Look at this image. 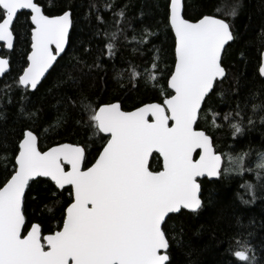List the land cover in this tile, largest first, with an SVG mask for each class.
I'll return each mask as SVG.
<instances>
[{
  "label": "snow or ice",
  "instance_id": "snow-or-ice-1",
  "mask_svg": "<svg viewBox=\"0 0 264 264\" xmlns=\"http://www.w3.org/2000/svg\"><path fill=\"white\" fill-rule=\"evenodd\" d=\"M128 7L114 13V18L127 20ZM189 7L187 0H165L161 23L174 34L173 64L159 69L156 49L148 79L156 82L164 71L168 73L167 87L160 86L158 101L141 102L125 110L121 100L78 97L88 115L84 124L91 132V144L59 142L42 148L34 127L20 131L11 146V166L0 174V264H172V244L181 242L169 235L168 221L185 210L198 214L213 203L211 194L205 196L206 179L254 171L259 183L245 182L243 187L253 196L242 202L252 203L257 191L264 193V152L259 153L255 167L249 168L245 158L250 153H221L213 137L198 127L204 106L230 76L224 58L241 38L234 19L240 0H234L231 11L223 16L217 7L211 14L193 17ZM25 10L29 15L20 30L17 21ZM58 12L51 14L41 0H0V47L14 51L17 36L30 37V48L21 53L22 67L16 78L26 91L38 90L46 74L60 65L62 54L74 43L77 18L72 7L65 5ZM95 20L98 25L106 23L100 15H95ZM127 27H132L131 22ZM90 28L92 37L101 35L98 26ZM119 32V27L114 32L103 31L108 42L97 45L95 54L91 47L83 48L84 54L92 56L93 62L85 65L88 73L76 65L73 69L88 75L93 67H103V56L113 59ZM143 33L142 43H150L149 37L157 35L148 28ZM240 55L244 58L245 53ZM80 63L84 65L82 60ZM10 64V54L0 55V75ZM139 75L133 70V78ZM257 76L264 78V51L257 61ZM68 79L80 84L71 73ZM66 99L73 105L78 102L72 97ZM256 107L259 105L254 104L253 109ZM243 111L238 103L235 113H226L223 119L240 117ZM212 116L213 127H220L216 123L220 113L213 112ZM260 119L264 122V116ZM246 122L254 127L251 117ZM243 124L244 120L230 123L233 136L244 132ZM93 137L100 141L98 146ZM224 156L227 163L222 165ZM154 157L162 162L158 169L152 167ZM44 183L52 197L63 196L70 189L67 201H54L66 207L60 210L55 230L47 232L46 220L56 216L33 222L28 212L30 200L38 199L33 193H38V186ZM254 253L248 241L238 242L236 250L230 244L225 249L229 259L223 264H247L255 260Z\"/></svg>",
  "mask_w": 264,
  "mask_h": 264
},
{
  "label": "trees",
  "instance_id": "trees-1",
  "mask_svg": "<svg viewBox=\"0 0 264 264\" xmlns=\"http://www.w3.org/2000/svg\"><path fill=\"white\" fill-rule=\"evenodd\" d=\"M51 14H59L58 9L65 5L72 7L77 18L73 30V45L62 54L63 60L42 84L38 90L29 91L16 83L22 67L21 53L30 48V37L17 36L15 50H1L2 56L10 54L11 64L9 71L0 78V174L6 166H11V146L19 138L20 131L25 127H34L40 136L42 148L59 142H81L89 140L90 130L85 126L88 115L79 103L78 97H87L90 100H121L125 110L140 106V103L158 101L160 86L167 87V71L153 82L148 79L151 72L153 56L159 49V69L163 70L173 64L174 35L168 32L161 21L165 0H41ZM189 15L199 17L211 14L219 7L221 15L231 11L234 0H187ZM105 4H114L112 8H105ZM92 5L96 8L93 9ZM125 5L127 20H121L113 14ZM143 12V16L140 13ZM28 12L19 15L17 28L23 30ZM95 15L103 16L106 23L98 25ZM235 24L241 33V38L229 49L224 58L230 76L217 88L211 101L204 106L198 127L205 129L213 137L215 148L221 153H250L246 159V166L254 168L259 153L264 152V78L257 76V61L264 49V0H240L238 15ZM116 20L120 23L117 25ZM131 22L132 27H127ZM91 27H99L101 35L92 37ZM117 27L122 32L117 33V53L109 60L103 56L104 65L101 68L93 67L91 73L82 75L73 69L91 64L92 56L83 53V48L91 47L93 54L97 45L103 46L108 38L103 31L114 32ZM148 28L157 32L156 36L149 37V42H141L143 29ZM135 29V31H133ZM136 39L133 40L132 37ZM91 37V45L89 39ZM83 41V43H81ZM135 49V51H133ZM106 51V50H105ZM245 53L241 58V52ZM73 57H79V60ZM84 62L81 65L80 61ZM133 70L140 73L133 78ZM79 79L80 84H74L68 79V74ZM239 81V86H237ZM80 87L81 91H76ZM22 97H26L22 99ZM66 97L77 99L76 105L71 104ZM244 111L240 117L224 120L226 113H235L237 104ZM259 105L253 109V105ZM23 108V111H21ZM220 113L216 123L220 127H213L212 113ZM35 113L34 116H30ZM251 117L254 127L247 126L246 118ZM80 121L78 124L77 121ZM238 120H244V132L233 136L229 125ZM95 140V138H92ZM96 146L100 144L95 140ZM227 157V156H224ZM91 159V157H90ZM224 161V158H223ZM153 168H159L161 161L154 157L151 161ZM245 182L258 184L256 173L245 172L229 174L227 178L205 180V196L211 194L213 203L206 205L198 214L174 215L168 221L170 236L176 238L180 244H172V264H223L229 259L225 249L231 244L234 250L238 242L248 241L255 248V260L247 264H264V193L257 191L256 199L245 204L243 200H251L253 193L246 191ZM48 184L38 186L37 200H30L28 212L33 222L38 219L56 216V219L46 220L45 229L55 230L61 208L66 204H56L54 201H67L66 190L63 196L52 197L47 191ZM70 202V201H68ZM53 211H49V209ZM249 233L253 235L249 237ZM46 234V233H45ZM235 260L234 257L231 258Z\"/></svg>",
  "mask_w": 264,
  "mask_h": 264
},
{
  "label": "water",
  "instance_id": "water-1",
  "mask_svg": "<svg viewBox=\"0 0 264 264\" xmlns=\"http://www.w3.org/2000/svg\"><path fill=\"white\" fill-rule=\"evenodd\" d=\"M25 12H28L27 10H25ZM29 13V12H28ZM174 35V34H173ZM3 48L2 47H0V52H1V50H2ZM3 50H5V51H10V50H7V49H3ZM262 51H264V49L262 50ZM1 55V54H0ZM10 68V67H9ZM9 71V69L4 73V74H2V75H0V78H2L7 72ZM47 75V74H46ZM22 88H23V86H21ZM29 91H34V90H31V89H28ZM153 102V101H152ZM147 103H149V102H147ZM162 163V162H161ZM222 165H223V160H222ZM216 179H218V178H208L207 180H216ZM185 211H187V210H185Z\"/></svg>",
  "mask_w": 264,
  "mask_h": 264
},
{
  "label": "rangeland",
  "instance_id": "rangeland-1",
  "mask_svg": "<svg viewBox=\"0 0 264 264\" xmlns=\"http://www.w3.org/2000/svg\"><path fill=\"white\" fill-rule=\"evenodd\" d=\"M258 161H259V158H258ZM257 161V162H258ZM227 163V157H224V161H223V164H226ZM232 174H236V173H232Z\"/></svg>",
  "mask_w": 264,
  "mask_h": 264
}]
</instances>
